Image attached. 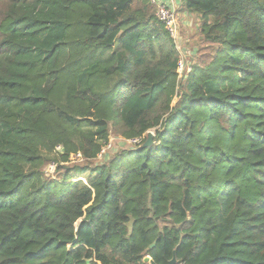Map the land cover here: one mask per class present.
<instances>
[{
  "label": "trees",
  "instance_id": "16d2710c",
  "mask_svg": "<svg viewBox=\"0 0 264 264\" xmlns=\"http://www.w3.org/2000/svg\"><path fill=\"white\" fill-rule=\"evenodd\" d=\"M177 14L0 0V264H264V0Z\"/></svg>",
  "mask_w": 264,
  "mask_h": 264
},
{
  "label": "rangeland",
  "instance_id": "374dc122",
  "mask_svg": "<svg viewBox=\"0 0 264 264\" xmlns=\"http://www.w3.org/2000/svg\"><path fill=\"white\" fill-rule=\"evenodd\" d=\"M185 15L186 14H177V25L179 24L180 28L177 29V32L175 31L174 35L170 34L171 37L175 41L177 49L181 53L180 59L178 62L179 79L180 78L184 79L186 77V71L188 72L191 69L190 56H189L191 52L189 50L193 46V41L191 40V37L195 33V30L197 28L196 23L194 22L193 24L192 19L189 20L190 25L188 24V22L185 20ZM189 42L191 45H188ZM196 51H197L196 49L193 50L194 53H196ZM183 66H186L184 70H183ZM127 142L128 143L125 144L126 142L124 141L122 137L120 136L117 137L114 134H112L108 148H111L110 150H112L113 148L128 147L132 143V141H129V140ZM102 157L103 156H100V158ZM104 157H108V153H106ZM70 162H74V161H70ZM55 168H56V165L51 164L46 170L47 176L54 174Z\"/></svg>",
  "mask_w": 264,
  "mask_h": 264
},
{
  "label": "built area",
  "instance_id": "2783aa9c",
  "mask_svg": "<svg viewBox=\"0 0 264 264\" xmlns=\"http://www.w3.org/2000/svg\"><path fill=\"white\" fill-rule=\"evenodd\" d=\"M152 4L156 6V15L158 18L163 21L166 29L170 32L171 35L177 32V29L180 28V25H177V9L169 4H167L164 0H150ZM186 66H183V70ZM137 140H133L132 142H136ZM60 149V146L58 147ZM105 149L101 153L100 156H103ZM81 153L72 154L70 157L71 161L82 160Z\"/></svg>",
  "mask_w": 264,
  "mask_h": 264
},
{
  "label": "water",
  "instance_id": "95a60500",
  "mask_svg": "<svg viewBox=\"0 0 264 264\" xmlns=\"http://www.w3.org/2000/svg\"><path fill=\"white\" fill-rule=\"evenodd\" d=\"M154 136H155V132L153 130H150L147 132L146 134V141L145 143L142 145V148L151 146L154 143ZM155 243L151 245V247H154ZM146 264H157L150 256H147L144 259ZM169 264H178V260L177 257L174 255L173 258L170 260Z\"/></svg>",
  "mask_w": 264,
  "mask_h": 264
},
{
  "label": "crops",
  "instance_id": "0c3cea01",
  "mask_svg": "<svg viewBox=\"0 0 264 264\" xmlns=\"http://www.w3.org/2000/svg\"><path fill=\"white\" fill-rule=\"evenodd\" d=\"M167 4L175 7L177 10L182 4V0H164Z\"/></svg>",
  "mask_w": 264,
  "mask_h": 264
}]
</instances>
